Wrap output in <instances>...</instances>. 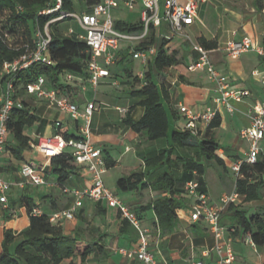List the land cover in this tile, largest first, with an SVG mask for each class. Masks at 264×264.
<instances>
[{
  "label": "crops",
  "instance_id": "crops-1",
  "mask_svg": "<svg viewBox=\"0 0 264 264\" xmlns=\"http://www.w3.org/2000/svg\"><path fill=\"white\" fill-rule=\"evenodd\" d=\"M180 1L183 2L184 0ZM140 10L141 6H137L133 11H128L120 5L118 9L112 11V15L115 21H123L137 26L140 24ZM74 11L81 12L83 9ZM134 12L139 15L137 19L130 18V13ZM68 28L65 31H61V35L70 37L67 35ZM78 28L80 29L79 26ZM162 32H168L166 25L159 27L158 34ZM244 36L250 37L254 46L264 48V0L260 4H257L255 0H205L199 4L198 15L194 23L185 27L182 34L174 35L167 41L165 46L168 52H176L180 60L179 64L165 69L166 79L164 83L172 93V100H175L174 108L177 110L178 105H185L194 111H199L207 106H216L217 113L214 119H217L219 124L210 129L209 136L218 143L219 148L215 151V157L220 159L223 164L219 165L215 159H212L207 162L206 167L208 163H216L223 168V172L231 168L233 163L245 158L249 143L247 140L240 138L239 132L250 126L254 101L262 97L261 84L252 73L254 71H264V56L258 54L255 50H249L242 53L238 58L232 59L223 50L228 41H239ZM200 39H203L206 43H213L214 46L206 48L200 44ZM160 41L161 39L158 38V44ZM194 44H199L208 50V56L213 66L220 73L228 76L232 84L249 90L250 94L241 102H232L233 109L231 112L221 103L215 104L218 93L215 91L214 84L208 80L204 70L189 71L187 69V66L198 58V54L192 48ZM127 45L129 44H123V46ZM129 58L132 64V74L136 75V73L144 69L138 61L132 60L131 56ZM109 70L118 80L119 85L113 86L111 84L114 87L112 92L111 90L101 92L96 90V92H93L92 90L91 101H95L97 107L93 114L98 112L107 101H117L120 96V93H117L122 91L120 82L125 81L128 83L125 80L126 78L121 77H126L124 66L121 63L116 62L109 67ZM181 77H183V81ZM85 82L87 81H74L75 84L72 85L73 88L70 90L72 100L79 105L81 110L86 105L80 98V91L86 90L85 86H81ZM47 85L49 86L50 84L47 83ZM137 86L134 88H137ZM110 93H113L114 97L109 96ZM21 98L27 104L35 121L31 126V134L26 133L30 137V143L29 147L23 152V159L21 161L14 159L8 151H5L0 158V174L3 179L12 183L8 191V206L4 207L0 203V251L4 229L20 232L29 225L25 207L15 204L22 195L30 197L32 206H38L42 213L50 216L55 212L70 208L74 203V195L64 193V187L82 190L90 185L88 175L79 165H77L79 168L77 170L78 174L71 175L63 183L58 181L56 174L52 171L51 163L45 173V183L41 185L33 186L20 178L19 168L23 163H44L46 161L36 147L39 136H49L60 132L66 133L69 137H78L82 125L80 120L71 119L67 114L60 112L46 100L36 99L25 92ZM131 100L127 104L120 103L121 101H114L111 106L119 114L121 121L125 115L121 114L117 108L129 109L130 106H134L131 116L135 120L139 119L143 113V108L137 105L140 99L132 97ZM172 121L173 125L180 129H183L186 122L178 111ZM57 122L60 123L59 126H56ZM112 124L108 126L111 127V130L107 128V132L101 134H93L90 126L91 140L101 151L106 149L109 152V159L115 161L113 167L106 169L103 180L105 176L108 178L111 170L113 172L121 165L120 160H115L112 157L110 150L116 145H123L129 148L128 141L135 143L134 139L137 137L123 123H121L122 128L119 130H115ZM244 143L247 145H244ZM143 144H147V142L141 141L140 147H143ZM149 146L147 145L149 148L152 147V145ZM147 147L145 148L147 149ZM262 148L264 149V147ZM137 157L142 162L140 155ZM138 166L136 164L134 166H125L120 173L122 176L128 175L136 170ZM121 174L114 176L115 182L112 190L129 208L143 206L159 196L156 192L150 190L119 192L116 188V181L122 177L119 176ZM205 174L206 170L202 176L194 175L192 178L201 181V189L208 194L212 202L217 203L221 195L235 190V181L231 185L228 184L227 187L211 188ZM217 175L220 178L221 174L218 173ZM187 178L182 173L179 176V188L183 193H185L184 187ZM261 193L262 198L260 200L247 202L244 197L240 196L237 203L233 205L246 209L247 216L262 212L264 211V186L261 188ZM9 204H12L11 208ZM189 204L190 202L180 212L178 227L167 235H161L160 232L157 233L153 229L151 223L155 216L151 210H148L152 213V221L148 225L142 224V226L151 231L150 249L158 252L159 257L165 260L164 264H191L195 260H201L204 264H215L218 258L217 254L210 252L209 256H204V252L209 251L218 241L209 231L206 223L203 221L192 223L190 221ZM227 208L228 206L221 215V225L226 229V239L230 238L231 240L234 250V264H264V246H252L245 238L242 239L241 231L238 234L228 231L233 214ZM146 212H144V217ZM121 220L120 213L116 208L108 207L105 202H94L85 199L82 206L77 209L73 219H63L57 225L61 227L65 234L79 233L83 239L96 244L95 250L88 256L85 264H144L135 259H128L116 251L117 248L131 247L138 239V233L133 227L136 232L134 237L119 233ZM242 243L250 245L253 253H255V256H251L249 262L244 257L243 261H241L240 254L236 251L237 245L240 250L239 247L241 246L239 245Z\"/></svg>",
  "mask_w": 264,
  "mask_h": 264
},
{
  "label": "trees",
  "instance_id": "trees-1",
  "mask_svg": "<svg viewBox=\"0 0 264 264\" xmlns=\"http://www.w3.org/2000/svg\"><path fill=\"white\" fill-rule=\"evenodd\" d=\"M260 4L263 0H255ZM95 3L94 0H64L63 8L67 11L85 10ZM53 0H0V86L2 83L1 68L4 62L16 59L23 51L22 45L31 43L36 25L42 27L50 18V15L39 14L42 10L49 8ZM60 23V22H58ZM58 23L53 32L50 27L51 43L49 45V57L52 65L35 63L25 71L16 75L15 86L17 93L14 97H22L25 85L33 81L39 75L45 76L48 83L58 92L71 93L72 85L59 81V76L71 73L87 81L89 73L87 63L90 58L87 45L73 37H65L58 31ZM115 28L122 32L138 33L140 25H131L123 21H115ZM159 28L153 29L146 40L136 44L135 47L158 41ZM4 33L8 34V39ZM200 44L210 48L213 43H206L203 39ZM167 40L161 39L158 51L153 60L145 67L144 76L139 79L132 74L130 56V45L121 46L117 53V63L124 66L125 80L137 86L127 90L130 97L139 98L137 105L143 108L141 117L135 120L131 116L134 106H130L122 123L128 130L141 141L158 142L162 140L165 144H158L153 151L141 154V166L120 177L116 181L119 192L137 190H150L159 196L151 202L132 208L140 220L144 212L151 210L155 219L151 223L155 231L161 235L173 232L179 224L180 212L190 202V198L180 190L177 171L187 176L186 182L194 177L202 176L206 170V164L215 159L219 165L222 161L215 157V151L219 148L218 143L209 136L210 129L219 124L217 119L196 135L185 129L177 128L173 121L177 115L174 108L175 100L172 93L165 85L167 67L179 64L177 53L168 52L165 49ZM183 81V77H181ZM71 96V95H70ZM22 99V98H21ZM23 107L13 109L7 121L9 135L5 144V151L16 160L23 159V152L29 147L30 137L26 129L31 127L35 121L27 104L22 100ZM69 138L66 133H62ZM77 138V137H74ZM190 148L191 155H181L176 149ZM102 156L106 161V167L114 166L115 161L109 159V152L102 150ZM52 171L56 174L58 181L63 183L71 175L78 174V166L70 152L65 151L50 160ZM264 154L255 164L243 163L240 167V176L235 179L236 192L244 197L247 202L260 200L262 198L261 188L264 186ZM201 183L200 180H198ZM186 184V183H185ZM28 196L22 195L15 204L24 206L29 225L15 232L12 229H4L0 264H85L88 256L95 250V245L83 239L79 233L65 234L61 227L49 221L48 215L33 216ZM12 207V204H9ZM227 210L232 212L229 229L238 234L241 231L242 239L249 235L257 247L264 246V211L247 216V210L230 204ZM199 223V221H198ZM195 225V224H194ZM119 233L134 237L136 232L125 219L121 220Z\"/></svg>",
  "mask_w": 264,
  "mask_h": 264
},
{
  "label": "built area",
  "instance_id": "built-area-1",
  "mask_svg": "<svg viewBox=\"0 0 264 264\" xmlns=\"http://www.w3.org/2000/svg\"><path fill=\"white\" fill-rule=\"evenodd\" d=\"M94 1L95 3L88 6L87 9L76 12L65 10L63 8L64 0H53V4L49 8L39 13L50 15V18L42 27L36 25L31 43H25L21 46L23 51L16 59L3 63L0 86V158L5 152V144L9 135L7 121L10 113L13 109L23 107L22 99L14 97V94L17 93L16 75L35 63L52 65L48 53L51 43V25L65 19H72L78 24L82 32L77 33L72 27H69L67 35L87 45L90 54L87 63L89 73L87 82L93 92H96L99 82L104 78H111L113 86L119 85L109 67L117 62L118 50L124 43L131 47L129 53L132 60L138 61L145 69L155 57L159 44L156 40L153 43L138 47L135 45L144 42L153 29L162 25L168 27V32L160 33L158 35L160 39L169 41L174 35L182 34L185 27L194 23L198 15L199 4L205 0H184L183 2L180 0ZM120 5L128 11H133L137 6H141L140 32L128 33L115 28V18L112 11L118 9ZM4 36L8 39L7 33H4ZM192 48L198 54V58L188 65L187 69L189 71L204 70L208 80L214 84L215 91L218 93L215 104L221 103L231 112L233 109L232 102H241L250 94L249 90L232 84L228 76L220 73L211 63L208 50L203 46L194 44ZM223 50L232 59L238 58L242 53L249 50H255L264 56V48L254 46L252 39L248 36L242 37L239 41H228ZM144 69L136 73L139 79L143 78ZM64 75L67 81H82L80 77L71 73ZM252 75L261 84L262 97L254 101L250 126L239 132L240 138L248 141L249 148L245 153V158L231 166L236 177L240 176V167L243 163L255 164L264 154V149L259 146V142L264 139V71H254ZM47 83L45 76L39 75L25 85L24 92L36 99L46 100L73 120H82L80 135L77 138H65L62 133L57 132L49 136H39L36 147L46 161L44 163H23L19 168L20 178L33 186L45 183V173L49 168L51 158L61 155L65 151L70 152L75 163L88 175L90 185L82 190L64 187V193L74 195V203L70 208L48 216L49 221L53 224H59L63 219H73L77 209L82 206L85 199L105 202L108 207L116 208L121 218L127 220L138 233V239L131 247L117 248L116 251L128 259H135L144 264H164L165 260L159 257L158 252L150 249V229L143 227L137 214L126 206L118 195L106 187L104 183L103 175L107 169L106 161L102 156L101 149L95 145L90 136L91 119L97 108L95 101L87 102L81 110L70 95L58 92L53 86H48ZM117 110L125 115L128 109L117 108ZM177 111L186 120L183 129L194 135L204 130L213 121L217 113L216 106H207L202 110L194 111L188 106L178 105ZM59 125L60 123L57 122L56 126ZM125 150L128 151L129 148L126 147ZM193 175H196V172H193ZM11 186L12 183L3 179L0 174V203L4 207L8 206V191ZM184 191L190 198L188 205L190 221L192 223L198 221L206 223L209 231L218 241L209 251L204 252V256H209L210 252H215L218 257L215 264H234V250L230 238L226 239L225 237L226 229L221 225V215L228 205L237 203L240 195L234 190L231 193L221 195L218 202L214 203L194 178L186 182ZM31 214L40 216L43 213L38 206H34ZM228 231H233V229H228ZM245 239L255 247L249 235H246ZM191 264H204V262L195 260Z\"/></svg>",
  "mask_w": 264,
  "mask_h": 264
},
{
  "label": "rangeland",
  "instance_id": "rangeland-1",
  "mask_svg": "<svg viewBox=\"0 0 264 264\" xmlns=\"http://www.w3.org/2000/svg\"><path fill=\"white\" fill-rule=\"evenodd\" d=\"M75 9L78 10V7L75 6ZM130 18L132 17V19H137L139 17L138 13L134 12V13H130ZM67 27H72L75 32H81V30L78 28L76 22L72 19H65L64 21L58 23V31H65ZM54 30V26H51V31L53 32ZM119 76V75H118ZM59 81L63 82V83H68L70 85H74V81H67L66 76L64 74H61L59 76ZM81 86H85L86 90L85 91H80V98L82 99V101L84 102V104H86L87 101H91L92 100V88L90 86V84L88 82H85L84 85L82 84ZM120 86H122V91H118L117 94H119L120 96L117 98V101L113 100V102H120V103H129V101H132L131 98L128 93L127 90L131 89L132 87L134 88V85H132V83L130 82H120ZM97 90L99 92L104 91V90H111V92L114 90V87L111 86V79L109 78H105L102 79L99 82V85L97 87ZM111 94V95H110ZM109 96H113V93H110ZM116 99V97H115ZM119 100V101H118ZM113 102H109L107 101L104 106H101L100 110L98 112H95L92 116L91 119V131L93 134H101V133H106L107 132V128H109V130H111V127L109 124H112L113 122V127L115 130H119L120 128H122V121L120 120V116L119 114L111 107L112 104H114ZM80 123L82 124L83 121L80 120ZM31 127L26 129V133L27 134H31ZM136 141V142H135ZM134 142H131L130 140L128 141V146H129V150L126 151L125 148L126 146L123 145H116L115 147H113L110 150V153L112 155V157L115 160H120L121 161V165L119 166V168L117 170H114L112 172V170L109 172V176L108 178L104 179V183L107 187L109 188H113L114 186V182H115V177L116 174H121L120 172H122V170L124 169L125 166H134L139 165L138 168L141 166V161L139 160V158L137 157L138 155L144 154L145 152L148 151H153L157 148L158 144H162L164 145L165 143L160 140L158 142H147V144H143V147L141 146V137H136L134 139ZM153 143V144H152ZM147 145H152L151 148L147 147ZM244 145H247L246 143H244ZM259 146L264 147V140H262L259 143ZM147 147V149L145 148ZM176 152L181 154V155H191L192 150L190 148H186V149H176ZM182 172L181 171H177L176 172V176L179 178L180 174ZM218 173H220V178L217 175ZM119 176H122L119 175ZM206 180L209 182L211 188H215L217 189L219 186H226L229 184H233L236 176L235 173L231 170V168H228L227 171L223 172V168L218 166L216 163H208V166L206 167V174H205ZM214 190V189H213ZM152 221V213L150 211H147L145 213V217L142 220V224L143 225H148L150 222ZM241 247L240 250L238 249V245H237V249L236 251L239 252L240 254V258L241 261H243V257L246 259L247 262L250 261L251 256H255V253H253V249L251 248L250 245H246L245 243H242L241 245H239ZM263 249V248H262ZM260 249V250H262ZM264 251V250H263Z\"/></svg>",
  "mask_w": 264,
  "mask_h": 264
}]
</instances>
